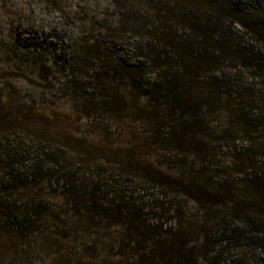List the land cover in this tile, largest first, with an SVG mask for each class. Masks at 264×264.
Segmentation results:
<instances>
[{"label": "trees", "instance_id": "trees-1", "mask_svg": "<svg viewBox=\"0 0 264 264\" xmlns=\"http://www.w3.org/2000/svg\"><path fill=\"white\" fill-rule=\"evenodd\" d=\"M123 1L114 0L117 21L104 26V37L76 45L72 54L59 49L61 55L56 58L64 60L67 70L52 62L48 70L43 69L33 47L17 57L44 80L51 74L67 73L77 113L147 127L150 137L130 139L118 158L114 157L121 159L115 160L117 173L129 182L183 196L197 207V215L185 218L177 229L156 235L150 234L137 214L128 212L124 226L133 245L129 243L125 249L127 259L133 262L112 258L102 264H264V0H125L121 6ZM149 22L155 27L146 34ZM225 24L229 31L240 27L251 44L236 43ZM175 26H181L183 33L177 34ZM126 35L136 39L133 50L144 52L145 62L134 61L122 51ZM120 39L124 47L119 45ZM17 46L13 41L1 57H9ZM148 67L154 68L151 82L145 72ZM227 67L246 73L263 91L254 89L256 97H250L252 89L228 83ZM92 71H97L92 83L80 85L77 76ZM3 74L0 71V80ZM222 113L234 120V132L210 130L212 118ZM37 132H31L32 136L43 142L42 133ZM238 135L249 144L233 163L236 176L232 178L231 172L213 170L214 157L205 142L237 140ZM49 140V146L63 143L71 148L65 136ZM142 148L191 152L197 168L167 177L153 170L151 162L148 166L140 159ZM63 166L68 168L69 164ZM69 172L63 178L66 196L76 193V186L68 180ZM14 173H9L11 187L36 182L33 176ZM82 194L94 203V193ZM12 216L9 220L17 229L26 223L20 214ZM34 223H42V219ZM49 237L43 244H51Z\"/></svg>", "mask_w": 264, "mask_h": 264}, {"label": "rangeland", "instance_id": "rangeland-1", "mask_svg": "<svg viewBox=\"0 0 264 264\" xmlns=\"http://www.w3.org/2000/svg\"><path fill=\"white\" fill-rule=\"evenodd\" d=\"M114 4V0H0V71L4 73L0 80V264H102L112 258L132 263L125 249L131 242L124 226L128 212L137 214L141 224L155 235L175 230L185 218L197 215L196 205L183 196H172L150 184L129 182L117 173L121 159L114 157L118 158L120 149L130 139L150 137L147 127L77 113L67 73L51 74L44 80L37 70L17 61L21 51H32L33 47L38 50L35 53L43 69L48 70L52 62L58 69L67 70L64 60L56 58L61 55L59 49L71 53L80 43L104 37V26L117 21ZM141 8L138 9L144 15ZM154 27L149 22L146 34ZM225 27L233 33L236 43L251 44L240 27L233 26L230 31L228 24ZM173 30L183 33L181 26ZM124 39L126 47L122 46V39L118 42L124 47L122 51L128 52L134 61L145 62V53L133 50L136 39L130 35ZM13 41L19 47L2 58ZM152 67L145 71L148 80L154 78ZM226 72L228 83L238 89H252L250 97H256L254 89L263 91L239 69L227 67ZM94 73L97 71L77 76L82 81L80 85L92 83ZM232 121L222 113L212 118L210 130L220 134L225 130L234 132L236 125ZM29 131L42 133L45 144ZM62 136L69 140L70 149L63 143L48 145L50 137ZM238 137L205 142L214 157V171L236 176L233 163L249 144L243 136ZM256 143L260 144L258 140ZM140 154L145 164L151 162L153 170L167 177H177L189 167L197 168L194 156L185 150L142 148ZM66 163L68 168L63 166ZM68 170V180L76 186V195L71 192L66 196L63 189ZM11 171L21 177L33 176L36 182L11 187ZM82 193H94V203H89V195L82 197ZM14 213L25 218L26 223L18 229L9 220ZM39 219L42 223H34ZM48 237L51 244H43Z\"/></svg>", "mask_w": 264, "mask_h": 264}]
</instances>
